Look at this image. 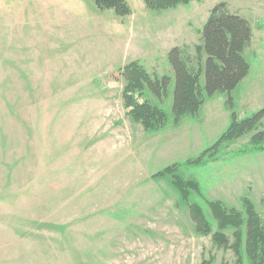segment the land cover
Listing matches in <instances>:
<instances>
[{"label":"rangeland","instance_id":"374dc122","mask_svg":"<svg viewBox=\"0 0 264 264\" xmlns=\"http://www.w3.org/2000/svg\"><path fill=\"white\" fill-rule=\"evenodd\" d=\"M129 13L92 0H0V264H251L241 227L239 255L213 239L209 202L235 208L244 198L264 222V117L237 138L231 124L264 106V49L244 50L247 75L230 93L205 95L196 112L172 111L174 46L194 57L209 10L225 2L255 32L261 0H191L154 10L126 0ZM140 64L169 82L158 99L131 79ZM130 82V83H131ZM204 86V74L199 78ZM231 98V104L228 99ZM161 125L135 113L154 108ZM192 180L187 201L157 172ZM188 203L212 232L201 235ZM234 229L222 232L228 245ZM238 258L240 260L238 261Z\"/></svg>","mask_w":264,"mask_h":264},{"label":"trees","instance_id":"16d2710c","mask_svg":"<svg viewBox=\"0 0 264 264\" xmlns=\"http://www.w3.org/2000/svg\"><path fill=\"white\" fill-rule=\"evenodd\" d=\"M92 1L98 9H110L116 15L124 16L130 11L126 0ZM190 1L145 0L146 5L154 10L168 9L178 4H188ZM198 32L199 43L194 46V57L189 56L179 46H174L167 52V59L173 72L172 111L174 114L196 112L203 102L202 90L208 96L218 91L230 93L249 71V64L243 52L251 43L252 28L245 17L230 12L225 2H218L209 10ZM125 68L132 75V78H127L128 84L123 90L125 106H131L134 103L133 96L127 92L129 88H137L131 79L142 82L158 99L162 97L163 89L169 82L167 76L151 78L144 68L134 61L127 64ZM202 72L204 74L203 88L199 84ZM228 101L231 104L230 97ZM231 116V124L221 138L233 139L251 131L264 117V106L251 117L240 121L236 120L234 112ZM133 117L144 129H151L162 124L164 113L160 108L154 107L149 113H135ZM256 138L263 139L264 132H256L251 140ZM174 170L175 166L172 165L157 172L156 175L171 174L172 184L187 201L188 189L197 190V185L190 179H182L174 173ZM243 205L245 218L235 208L226 207L219 201L209 202L212 218L217 224V230L212 233V237L218 245L225 249L232 248L236 256L240 257L241 227L244 225L245 253L250 263L264 264V222L248 199L244 198ZM188 208L195 231L201 235L210 234L211 226L201 208L193 203H188ZM227 227L234 229V241L231 245H228L227 237L222 232ZM200 264H208V260Z\"/></svg>","mask_w":264,"mask_h":264},{"label":"crops","instance_id":"0c3cea01","mask_svg":"<svg viewBox=\"0 0 264 264\" xmlns=\"http://www.w3.org/2000/svg\"><path fill=\"white\" fill-rule=\"evenodd\" d=\"M258 4L259 6V17L256 19V28L255 32L252 30V39L251 42H255V51L254 54L258 51L260 54L261 50L264 49V0ZM251 44V43H250Z\"/></svg>","mask_w":264,"mask_h":264}]
</instances>
